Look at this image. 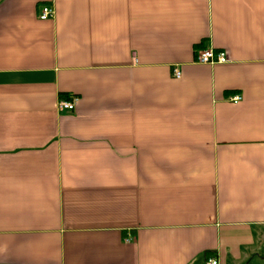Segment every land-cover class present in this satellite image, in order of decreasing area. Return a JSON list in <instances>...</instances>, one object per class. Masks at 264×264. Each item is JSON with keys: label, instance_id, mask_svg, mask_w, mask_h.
Masks as SVG:
<instances>
[{"label": "crops", "instance_id": "obj_1", "mask_svg": "<svg viewBox=\"0 0 264 264\" xmlns=\"http://www.w3.org/2000/svg\"><path fill=\"white\" fill-rule=\"evenodd\" d=\"M211 257L264 264V0H0V264Z\"/></svg>", "mask_w": 264, "mask_h": 264}, {"label": "built area", "instance_id": "obj_2", "mask_svg": "<svg viewBox=\"0 0 264 264\" xmlns=\"http://www.w3.org/2000/svg\"><path fill=\"white\" fill-rule=\"evenodd\" d=\"M54 15V6L52 4H42L38 11V17L40 19H49ZM228 61L227 53L224 50H214L212 48H204L198 50L196 53V62L201 64H216L225 63ZM176 77H179V72L175 70ZM241 99L240 95H235L230 100L234 103ZM78 97L73 95L69 98H59L56 103V108L58 111H73L75 109ZM129 239V238H127ZM206 264H218L216 257H211L207 260Z\"/></svg>", "mask_w": 264, "mask_h": 264}]
</instances>
